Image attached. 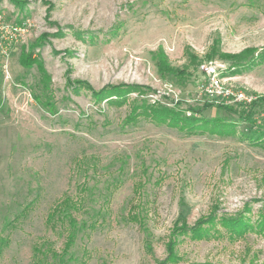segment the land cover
<instances>
[{"label":"rangeland","instance_id":"374dc122","mask_svg":"<svg viewBox=\"0 0 264 264\" xmlns=\"http://www.w3.org/2000/svg\"><path fill=\"white\" fill-rule=\"evenodd\" d=\"M213 47L263 53L264 0H0V264H59L50 252H62L66 234L47 218L65 196L80 194L105 214L79 236L74 264H160L176 225L212 214L207 238H178L173 264H264L263 232L231 236L220 222L243 214L255 224L264 212V149L251 139L264 138V107L254 122L222 108L264 98V63L234 73L229 59H205ZM31 52L48 88L37 65L20 63ZM162 54L185 74L162 76ZM77 81L95 91L151 90L119 107L77 91ZM143 99L173 108L182 101L183 109L213 103L202 116L235 132L190 135L142 117L130 123ZM132 207L143 210L144 226L127 220Z\"/></svg>","mask_w":264,"mask_h":264},{"label":"trees","instance_id":"16d2710c","mask_svg":"<svg viewBox=\"0 0 264 264\" xmlns=\"http://www.w3.org/2000/svg\"><path fill=\"white\" fill-rule=\"evenodd\" d=\"M20 7L24 4L19 3V1H14ZM48 34L37 40V43L32 46L33 48L41 47L44 45ZM256 51V50H254ZM251 52L250 55L238 56V55H227L219 54L216 47L205 55V59L208 61L214 60L216 57L221 59H229L231 62V67L229 70L234 73L242 72L243 69H252L255 66L264 63V52L255 56V52ZM246 53V52H245ZM34 52L30 54L23 53L20 57V63L25 68H31L34 65L38 66V69L43 75V81L48 88L49 81L48 76L42 62L38 59H33ZM251 57V59L248 60ZM192 61L198 60V57L190 56ZM158 71L162 76L174 75L181 76L185 74V71L172 68L167 58L162 54L157 62ZM71 81H69L70 83ZM75 88L79 91L81 88L89 90L95 99L99 101H106L114 106H123L127 102V95L132 93L144 94L143 86L141 85H108L102 88L100 91H95L93 87L84 82L77 81ZM46 88V89H47ZM145 87L144 89H146ZM48 90V89H47ZM146 90H151L147 88ZM46 91V90H45ZM176 107H171L169 104H164L162 102L149 103L147 99H143L141 104H134L132 112L129 117V122L137 124V119L142 117L144 119L151 120L157 125H167L172 128H178L182 132L190 135L210 133L213 135H228L235 132V127L233 124H229L226 121H220L219 119H206L202 116L204 110L208 107L213 106V103L205 104L203 107H187L186 109L181 108L182 101L176 103ZM264 107V98H259L252 104L243 105L235 104L232 106L222 107L225 112L229 114H235L238 119L242 122H254L253 118L257 114L259 108ZM142 110V111H139ZM191 112L189 116L187 112ZM233 127V128H231ZM256 144L264 149V138L263 137H251ZM84 188V187H83ZM82 193H85L83 191ZM87 197L80 194L78 197L74 198L71 196H65L60 200L50 211L47 218V225L51 229L60 228L62 232L66 234L65 246L61 253L56 251H51L52 257L59 262V264H74L78 262L72 249L76 245L79 236L82 233H86V230H94L96 224L99 222V218H103L105 210H95L89 206L86 202ZM243 214L236 215L233 217L224 216L220 219L222 226L231 234V236H242L249 230H254L257 228L259 232L264 233V212L260 214L259 221L255 224L244 216ZM80 216V217H79ZM216 214L209 215L201 220H199L194 226L189 227L187 223L182 222V225H176V229L173 232V237L170 238L167 243V257L160 264H173L178 262L179 257L176 254V246L179 241L178 238L184 235H190L193 239H204L210 234V229L214 227L216 222ZM127 220L135 223H139L142 227L145 225V217L143 216V210L136 212V207H132L127 216ZM177 236V237H176Z\"/></svg>","mask_w":264,"mask_h":264},{"label":"built area","instance_id":"2783aa9c","mask_svg":"<svg viewBox=\"0 0 264 264\" xmlns=\"http://www.w3.org/2000/svg\"><path fill=\"white\" fill-rule=\"evenodd\" d=\"M201 67L207 73L209 71H211V70H212L211 74L214 73L213 69L211 67H209V66L202 65ZM216 86L219 87L218 83H216ZM208 92H211V94L215 93V95H218V96H224L225 95V96L229 97L230 95H233V93H231V92L230 93H225L224 91H221L219 89H217V90L214 89L213 91H208ZM233 96H234V101H236V102H247V100H248L243 93H237V94H235ZM248 101H250V100H248Z\"/></svg>","mask_w":264,"mask_h":264}]
</instances>
